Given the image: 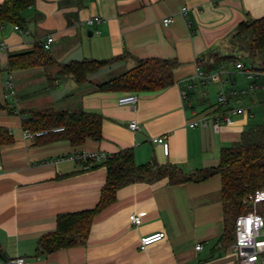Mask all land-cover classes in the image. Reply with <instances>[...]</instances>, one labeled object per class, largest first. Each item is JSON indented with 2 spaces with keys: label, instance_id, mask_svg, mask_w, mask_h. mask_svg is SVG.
<instances>
[{
  "label": "crops",
  "instance_id": "1",
  "mask_svg": "<svg viewBox=\"0 0 264 264\" xmlns=\"http://www.w3.org/2000/svg\"><path fill=\"white\" fill-rule=\"evenodd\" d=\"M184 8L186 14L180 16ZM94 16L102 19L101 24L86 26L85 21ZM22 17L26 20L24 34L15 32L11 24L0 25V44L5 46L0 51V128L12 138L10 144L0 147V260L23 257L24 264H236L234 240L225 237L219 175L173 186L166 181L127 185L117 191L113 204L94 217L84 245L41 254L37 244L55 231L58 215L94 208L106 179L104 166L83 170L79 163H53L54 159L78 151H102L111 156L131 149L136 165L170 164L189 174L216 167L221 149L236 144L247 127L261 124L264 128V105L252 101L264 98V74L249 81L241 74L223 73L221 82L210 84L195 78L196 71L203 69L196 61L209 53L243 61L245 56L231 50V37L240 23L264 17V0H33ZM168 17L172 22L164 27L162 21ZM48 37L54 40L44 50L42 44ZM36 47L56 65L123 54L131 57L89 75L75 87L66 76L48 81L56 77L55 64L6 70L10 55ZM133 58L176 60L180 65L172 86L138 92L136 104L120 106L117 100L124 92H100L96 87L112 78L111 72L132 69ZM221 64L232 72L228 61ZM9 81L13 95L6 87ZM231 90L236 92L235 98L230 96ZM220 92L228 98L226 109L244 108L249 114L229 116L233 123L223 125L218 133L211 128L212 120L207 128H188V121L218 109ZM77 110L102 116L100 140L71 145L66 140L41 143L22 137L21 119L28 118L29 112ZM259 116L263 120L254 122ZM130 121L141 131L129 130ZM155 137L164 138L166 155L151 142ZM132 214L140 216L139 225L129 223ZM157 233H164V238L139 251L140 238ZM196 246L201 249L197 251Z\"/></svg>",
  "mask_w": 264,
  "mask_h": 264
},
{
  "label": "trees",
  "instance_id": "2",
  "mask_svg": "<svg viewBox=\"0 0 264 264\" xmlns=\"http://www.w3.org/2000/svg\"><path fill=\"white\" fill-rule=\"evenodd\" d=\"M33 6V0H3L0 4V25L11 24L18 28L26 26L22 12ZM230 45L238 53H245L251 61V69L264 74V60L256 63L259 52H264V17L247 19L240 23ZM131 57L129 54L107 60L83 59L56 65L51 57L41 48L29 52L10 55L6 70L14 72L38 67L53 66L58 68L55 78H48L54 83L58 77H69L76 85L87 81L89 75L113 63ZM236 56H220L209 53L196 62L206 71H214L221 62L233 61ZM242 58V59H244ZM134 67L122 74L112 77L97 85L100 92H156L164 90L174 83V71L179 67L176 60L135 59ZM1 72V70H0ZM0 109L2 106L0 105ZM102 116L86 113L83 110L73 112L36 111L29 112L28 118L21 119V129L30 132L51 130L62 127L63 132L49 134L37 139L41 143L66 140L71 145H82L87 139H101ZM264 128L261 124L247 127L240 135L239 141L229 148L220 151L219 163L214 168L196 170L186 174L178 167L150 162L136 165L131 149L121 150L108 156L98 166L106 168L105 183L100 191L98 203L94 208L76 213L60 214L56 217L55 231L43 236L37 244V252L51 254L61 249L82 246L86 243L91 223L102 210L114 203L119 189L134 183L153 184L166 181L168 185L199 183L213 176L221 179V202L225 237L234 240L235 219L244 214L247 208V197L264 187ZM12 138L6 129L0 128V147L8 145Z\"/></svg>",
  "mask_w": 264,
  "mask_h": 264
},
{
  "label": "built area",
  "instance_id": "3",
  "mask_svg": "<svg viewBox=\"0 0 264 264\" xmlns=\"http://www.w3.org/2000/svg\"><path fill=\"white\" fill-rule=\"evenodd\" d=\"M186 9L180 11V16H185ZM102 19L98 16L90 17L85 21V25L88 27L98 26L101 24ZM172 22V18L168 17L163 19L162 24L164 27L168 26ZM13 30L19 34L26 33L23 29L13 26ZM95 34H100L98 30ZM53 37H48L42 44L44 50H48L50 44L53 42ZM4 44H0V51L4 50ZM228 65L232 67L230 72L225 65H219L214 71H206L204 69H198L195 73L197 78L202 84L219 83L221 82V74H241L246 80L255 81L258 78L259 73L254 72L251 67H247L241 60L228 61ZM264 76V75H263ZM9 94L13 95L12 85L9 82L6 84ZM184 95V93H183ZM230 96L235 98L236 92L231 90ZM120 106H132L137 103V93H124L117 100ZM228 104V98L220 92L217 97L218 109L212 113H203L197 119H192L187 122V126L190 129L194 128H207L212 120L211 128L214 132L218 133L223 125H231L232 119L229 116L248 115L249 112L244 108H230L226 109ZM220 108H223L221 111ZM248 113V114H247ZM129 130L136 132L141 131L140 126L130 121L128 123ZM63 132L62 127L53 128L51 130H43L37 132H30L22 130V137L29 141H35L37 139L46 137L49 134H57ZM153 144L159 145L163 148V153L166 155L168 152L167 143L164 138L155 137L151 139ZM264 144V134H263ZM108 156L102 151H78L71 153L65 157L54 159L52 162L72 161L81 164L83 170H90L92 167L101 165L107 160ZM247 208L244 214L238 216L234 222V242L232 249L235 252L236 264H264V210L258 211V206L264 204V187L258 189L253 194L249 195L245 201ZM129 223L132 225H139L141 218L138 215L132 214L128 217ZM164 233H157L140 238L139 251H144L149 245L161 241L164 238ZM197 251L201 249V246H196ZM25 258L18 257L14 259L0 260V264H24Z\"/></svg>",
  "mask_w": 264,
  "mask_h": 264
},
{
  "label": "rangeland",
  "instance_id": "4",
  "mask_svg": "<svg viewBox=\"0 0 264 264\" xmlns=\"http://www.w3.org/2000/svg\"><path fill=\"white\" fill-rule=\"evenodd\" d=\"M231 50L237 52L236 49L233 48V47H231ZM238 55H240V56H246L245 53H238ZM242 60H243V62L246 64L247 67H250V66H249V63H251L250 60H248L247 58H244V59H242ZM263 60H264V52H259V54H258V59L256 60V63L261 62V61H263ZM123 72H125V71L123 70V71L118 72V73H116V72L113 71V72H111L110 75H111V77H116V76L122 74ZM55 90H57V89H55ZM252 101H253V103H257V102H259L260 105H264V98H263V99H260V100L257 99V98H255V99H252ZM254 105H258V104H254ZM254 105H253V106H254ZM262 120H263V119H262V116H259V117H256V119L254 120V122H256V123H260V121H262ZM262 210H264V204H261V205L258 206V211H262Z\"/></svg>",
  "mask_w": 264,
  "mask_h": 264
},
{
  "label": "water",
  "instance_id": "5",
  "mask_svg": "<svg viewBox=\"0 0 264 264\" xmlns=\"http://www.w3.org/2000/svg\"><path fill=\"white\" fill-rule=\"evenodd\" d=\"M86 33H87V36H91L92 35V32H91V30H87L86 31ZM249 66L251 67L252 66V64L251 63H249ZM70 86H72V87H75L76 86V84L72 81V82H70Z\"/></svg>",
  "mask_w": 264,
  "mask_h": 264
}]
</instances>
